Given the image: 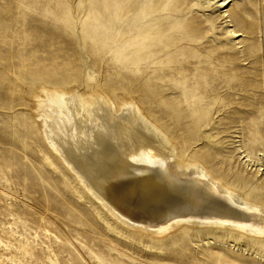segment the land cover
I'll list each match as a JSON object with an SVG mask.
<instances>
[{
	"label": "rangeland",
	"instance_id": "374dc122",
	"mask_svg": "<svg viewBox=\"0 0 264 264\" xmlns=\"http://www.w3.org/2000/svg\"><path fill=\"white\" fill-rule=\"evenodd\" d=\"M41 87L134 97L263 204L264 0H0V264H264V239L226 227L152 248L112 231L37 126Z\"/></svg>",
	"mask_w": 264,
	"mask_h": 264
},
{
	"label": "bare ground",
	"instance_id": "6f19581e",
	"mask_svg": "<svg viewBox=\"0 0 264 264\" xmlns=\"http://www.w3.org/2000/svg\"><path fill=\"white\" fill-rule=\"evenodd\" d=\"M73 89L41 87L31 104L33 116L53 153L103 205L106 218L116 221L112 231L123 235L119 226L128 228L143 247L177 230L196 233L194 226L264 239V203L204 157L182 153L134 97Z\"/></svg>",
	"mask_w": 264,
	"mask_h": 264
}]
</instances>
